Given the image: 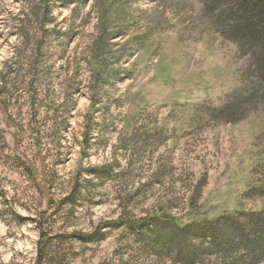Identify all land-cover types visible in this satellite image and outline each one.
Here are the masks:
<instances>
[{
	"label": "rangeland",
	"instance_id": "1",
	"mask_svg": "<svg viewBox=\"0 0 264 264\" xmlns=\"http://www.w3.org/2000/svg\"><path fill=\"white\" fill-rule=\"evenodd\" d=\"M74 1L45 17L0 0V264H264L152 220L264 209L244 198L264 181V102L219 114L258 86L251 51L209 0ZM109 7L127 36L95 83Z\"/></svg>",
	"mask_w": 264,
	"mask_h": 264
},
{
	"label": "trees",
	"instance_id": "2",
	"mask_svg": "<svg viewBox=\"0 0 264 264\" xmlns=\"http://www.w3.org/2000/svg\"><path fill=\"white\" fill-rule=\"evenodd\" d=\"M72 1L74 0H40L39 10L45 17L51 16L56 3L65 4ZM77 1L87 2V0ZM207 7L210 12L218 13L216 16L223 24L226 34H228L226 36H230L238 46L247 47L251 51L250 55L256 65L255 76L258 82V86L252 89V93L241 96V101L238 100L239 104L232 103L231 109L229 108L230 104L224 105L219 110V114L227 117L238 113L241 115L242 108L247 107H250L249 112L254 109L253 112H255V102H264V0H209ZM105 10L104 13L101 11L99 34L95 42L96 51L90 61L95 83L99 82L102 73L108 68V63L103 64L100 61L99 52L106 46L112 47V41L115 39H125L127 36L124 31L118 33L110 31V25L104 18L110 14L111 9L109 7ZM140 42L145 45L144 41ZM145 48H141L140 51L146 50ZM121 58H126V55L122 53ZM122 72V76L130 77L127 70ZM255 97H258L257 101H254ZM258 197H264V181L261 185L251 187L244 193V198L248 200ZM152 220L168 223L175 229L204 240L212 241L216 236H219L218 248L223 249L224 252L233 253L235 256H243L242 254L245 253L249 255L250 253L255 256L257 262L264 259V209L245 211L237 208L229 213L221 214L213 220L193 217L189 221L183 222L178 218L164 219L160 216H155ZM174 248L179 250L182 247L179 245Z\"/></svg>",
	"mask_w": 264,
	"mask_h": 264
}]
</instances>
